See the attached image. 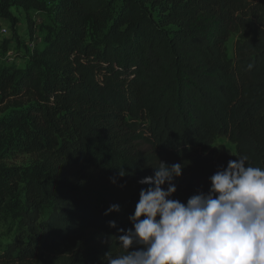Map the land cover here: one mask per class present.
<instances>
[{
  "label": "trees",
  "instance_id": "obj_1",
  "mask_svg": "<svg viewBox=\"0 0 264 264\" xmlns=\"http://www.w3.org/2000/svg\"><path fill=\"white\" fill-rule=\"evenodd\" d=\"M51 18L54 34L31 64L0 72L10 113L0 139L15 131L14 147L42 168L0 264H103L107 252L122 254L118 229L132 227L148 187L139 181L159 159L185 165L173 197L185 204L229 160L247 155L264 168V0H59ZM93 26L107 29L92 40ZM219 138L235 153L211 150ZM22 178L0 164V205ZM114 204L120 211L105 215Z\"/></svg>",
  "mask_w": 264,
  "mask_h": 264
},
{
  "label": "clouds",
  "instance_id": "obj_2",
  "mask_svg": "<svg viewBox=\"0 0 264 264\" xmlns=\"http://www.w3.org/2000/svg\"><path fill=\"white\" fill-rule=\"evenodd\" d=\"M159 159V158H158ZM247 155L229 160L187 203L174 199L184 164L159 159L154 175L142 178L132 224L117 237L122 254L109 251L103 264H264V168ZM128 175L120 168L119 176ZM111 205L105 215L119 212ZM117 228L116 221H109Z\"/></svg>",
  "mask_w": 264,
  "mask_h": 264
},
{
  "label": "rangeland",
  "instance_id": "obj_3",
  "mask_svg": "<svg viewBox=\"0 0 264 264\" xmlns=\"http://www.w3.org/2000/svg\"><path fill=\"white\" fill-rule=\"evenodd\" d=\"M8 15L0 12V72L17 71L27 68L33 61L37 51L45 48L53 36L55 23L51 14L55 11L59 0H36L37 5L19 4L18 0H7ZM3 0H0V4ZM108 25V24H107ZM33 28L34 33L31 32ZM107 27V26H106ZM5 29L6 33H2ZM103 26H93L90 39H98L104 31ZM237 33L232 32L227 44L229 58H235ZM3 106H0V121L9 116ZM15 131L11 136L0 139V164L21 170L23 178L18 192L0 205V254L11 244L21 231V214L26 204V187L30 177L42 173L41 160L32 154L19 151L15 144ZM143 148V147H141ZM211 150L217 152L235 153V146L226 138L215 141ZM51 207L42 211L45 220Z\"/></svg>",
  "mask_w": 264,
  "mask_h": 264
},
{
  "label": "built area",
  "instance_id": "obj_4",
  "mask_svg": "<svg viewBox=\"0 0 264 264\" xmlns=\"http://www.w3.org/2000/svg\"><path fill=\"white\" fill-rule=\"evenodd\" d=\"M2 33H6V30H5V29H3V30H2Z\"/></svg>",
  "mask_w": 264,
  "mask_h": 264
}]
</instances>
